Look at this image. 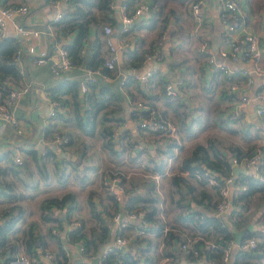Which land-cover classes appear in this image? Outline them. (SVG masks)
<instances>
[{
  "label": "crops",
  "instance_id": "1",
  "mask_svg": "<svg viewBox=\"0 0 264 264\" xmlns=\"http://www.w3.org/2000/svg\"><path fill=\"white\" fill-rule=\"evenodd\" d=\"M106 1L62 0L59 7L64 15L69 9L74 18L75 24L71 26L66 15L60 21H54L58 10L52 0H0L1 5L27 2L30 6L26 14H15L14 18L8 19L4 36H13L25 46L27 40L14 24L19 21L42 29L39 48L50 46L55 40L64 42L72 50V65L59 74L52 69L55 58L40 64L33 54L26 51L22 55L19 64L24 70L23 73L20 70L21 84L31 82L30 89L16 106L23 131L19 132L10 122H0V218H4L6 212L8 215V211L19 213L20 217L7 234L15 247H8L0 264L16 248L26 250L31 264H55L45 251L56 250L55 233L65 237V241L68 239L71 230L68 219L83 217L85 230L101 224V220L92 214L91 200L106 220L113 219L117 211L123 213L127 222L122 230L131 238L129 248L132 252L138 249L134 244H146V240L134 242L137 234H141V239L156 235L155 250L160 256L155 264H159L168 251L175 252L170 255L171 264H231L232 259L227 263L217 262L206 253L194 257L180 246L187 234L201 232L194 224L199 210L203 214H216L219 197L214 185L182 164L197 143H207L209 138H216L218 147L228 154L230 161L235 154L232 145H240L243 149L264 146V115L256 112L258 100L255 97L256 92L264 88V74H254V82L248 85L243 69L250 70L252 60L217 55L222 48L230 46L232 38L255 31L261 36L264 64V0H239L242 23L230 31L223 20L225 8L220 0H205L199 16L192 12L193 0H111L109 4ZM141 2H146L147 7L134 19L129 30L124 31L121 28L125 12L132 13ZM105 24L113 27L111 33L105 32ZM81 25L84 26L82 29ZM109 37L119 46L120 59L111 68L116 69L113 73L102 71L101 63V59L110 55ZM205 37L209 39V45L201 50L200 43ZM136 48V55L142 53L143 56L135 55ZM208 52H214L218 60H226L232 71L227 74L211 68ZM148 70H152L148 81L135 78L134 72ZM90 75L96 76V83L83 91L81 84ZM162 76L168 80L183 77L188 85L178 88L177 94L168 95L161 82ZM234 82L240 85V92L249 97L241 106L242 117L238 121L229 120L225 115L226 108L235 99L231 90ZM13 83V80H7V84ZM75 89L76 94H73L71 90ZM55 97L61 98L63 106L58 107L55 115H49ZM78 98L81 102L79 114L84 122L90 119L87 110L93 102L104 99L97 111L93 131L88 132L78 124ZM136 99L149 102L162 116L174 122L178 135L164 142L156 132L140 127L131 115ZM208 124L209 132L202 137ZM104 125H108L111 147L105 145L106 136L101 132ZM57 129L71 133L69 144L59 145L55 141ZM214 131H219L223 139L212 137L210 134ZM16 154L23 156V166L13 161ZM84 163L86 173L81 176L76 170ZM40 165L46 166L47 174L40 173ZM112 168L123 172L125 191L120 199L105 187L104 179L109 178ZM176 173L186 176L180 185L173 179ZM71 186L79 187L82 192L86 190L87 200H81ZM70 190L76 193L77 207L63 220V227L59 224L50 227L52 220L42 217L43 199L61 196ZM183 194L185 200L179 199ZM259 194L263 196L258 197ZM136 196L142 197L134 208L141 207L144 212L154 210L153 219L129 215L134 209L128 205L129 198ZM187 200L191 207H187ZM70 204L71 200H67L66 206ZM65 209L53 206L52 213L63 215ZM233 209L234 216L241 218L242 214H247L253 217L249 226L258 232L256 236L262 243L259 251L264 253V189L253 194L247 206L244 201L235 202ZM229 211L230 207L219 216L225 217ZM140 223H144V229L149 225V229L139 233ZM159 223L157 230L155 227ZM114 226L116 229V224ZM28 229L34 236L31 247L38 251V256L31 255L26 244ZM114 236L110 242L101 245L96 256L102 255ZM80 245L77 241L69 247L73 258L83 259ZM261 259L264 264V255ZM99 263L106 264L101 257Z\"/></svg>",
  "mask_w": 264,
  "mask_h": 264
},
{
  "label": "built area",
  "instance_id": "2",
  "mask_svg": "<svg viewBox=\"0 0 264 264\" xmlns=\"http://www.w3.org/2000/svg\"><path fill=\"white\" fill-rule=\"evenodd\" d=\"M53 5L57 8V13L54 17V21H59L63 15L64 11L59 7L62 0H52ZM205 0H193L191 3V9L194 15L199 16L202 12V7ZM224 4L223 20L226 22L228 27L227 30H234L239 27L242 23L239 14L241 13V4L239 0H220ZM147 7L146 2H141L132 13L125 12L123 16L122 28L124 31L129 30L134 19L141 14L144 8ZM30 6L27 2H14L8 4H0V38H2L6 33L8 19L14 18L15 14H26L29 12ZM14 24L21 33L22 36L27 40L25 46H20L14 53L12 61L20 64L22 61V55L24 52H29L34 55L35 61L37 63H45L49 59L55 58L52 63V69L55 73L59 74L63 70L69 68L72 65V60L69 52V48L64 42L52 40L50 46L38 47V38L41 34L42 29L33 25H27L25 23L14 21ZM113 27L110 24H105V32L111 33ZM36 38V39H35ZM209 45V39L207 37L203 38L200 43V49L205 50ZM108 46L110 49V55L106 58L105 63L109 68H114L116 63L119 61V46L114 41L108 38ZM222 57H230L232 59H243L245 61L252 60L253 66L249 70L248 68L243 69V76L245 77V83L250 85L254 82V74H264V64L262 63L263 48L261 43V36L255 31H247L241 33L230 41V46L228 48H222L217 54ZM208 61L216 66V69H221L226 73L232 71L229 63L226 60H218L214 52H208ZM23 73L24 70L20 69ZM23 70V71H22ZM152 74V70L145 72H134L136 79L141 81H148ZM96 81V76L90 75L83 80L81 84V89L87 91L89 89V84ZM30 81H25L23 84L13 83L9 85V92L0 101V122H10L13 124L19 132L23 131L21 125V117L18 116L16 111V106L21 98V96L30 89ZM188 83L185 78L180 77L178 79H169L166 83V92L168 94H177L178 88L187 87ZM231 90L234 94V101L226 108L225 115L229 120L238 121L242 117L241 106L243 102L249 100V97L240 92V85L238 83L231 84ZM255 97L258 100L256 106V112L260 115H264V88L259 89ZM59 106H63L62 100L59 97L53 99V107L49 110V115H55ZM131 115L134 119L138 121V125L142 128L148 129L152 132H156L160 135L164 142H167L174 136L178 135V127L170 119L162 116L156 107H154L149 102L143 99H136L134 101V108L131 110ZM54 139L59 145H67L71 141V136L67 131L57 129L54 131ZM13 161L17 163L23 162V156L21 154H16L13 156ZM262 159L259 150L254 154L249 156H244L239 158L237 154H234L231 158L232 167L236 165H243L247 168L252 169L254 172L258 173ZM123 172L118 168H112L109 170V178L105 180V187L115 195L117 199H120L121 195L125 191V183L122 181L121 175ZM206 180L212 184L220 185V199L216 203V214H222L227 208L232 204V185L236 180L237 174L233 171L228 176L225 177V182L222 183L219 178L218 172L213 169L205 170ZM259 174V173H258ZM247 188L246 184L241 186L240 190ZM122 212L117 211L114 214L116 233L113 241L104 248L102 255L100 256L104 260L105 256L114 251L117 247L121 245L130 244L131 238L124 233H122V226L127 222V219H123ZM134 218L144 217L145 212L141 207L134 208L129 214ZM72 216L68 219L67 224L70 229H75L76 227H81L83 225L80 218H75ZM147 223V222H146ZM144 223L138 224V232L144 233L143 228ZM59 231V229L57 230ZM218 238L206 237L203 233H194L187 235L182 241H180V246L184 250L190 253V255L195 257H200V250L198 245L201 243L206 249L222 248L224 254L222 260L224 263L230 261L231 251L234 248H240L243 250H253L258 246V238L256 236H243L242 241L238 242L235 237L226 239L223 235L217 236ZM80 249H84V245L81 240ZM67 246V245H65ZM46 256L51 259L54 263L56 262V252L52 249H46ZM66 254L72 257V250L67 246ZM8 264H31V259L29 254L24 249L17 248L16 250H11L8 255ZM172 257L170 255H163L160 259L159 264H171ZM116 264V263H115ZM118 264V263H117ZM250 264H259L256 260Z\"/></svg>",
  "mask_w": 264,
  "mask_h": 264
},
{
  "label": "trees",
  "instance_id": "3",
  "mask_svg": "<svg viewBox=\"0 0 264 264\" xmlns=\"http://www.w3.org/2000/svg\"><path fill=\"white\" fill-rule=\"evenodd\" d=\"M111 0H107V4H109ZM75 13V12H74ZM67 21L70 23L71 26L75 24V22H72L74 18H72L71 11L69 9L66 12ZM61 18L63 19L64 16ZM60 19V20H61ZM59 20V21H60ZM83 24V23H82ZM84 26L81 25V29ZM74 45V44H73ZM21 46V42L19 39L13 37V36H4L0 38V101L5 98V96L9 92V84H7V80H13L15 83H20L22 81V75L20 72L19 64L12 61V58L14 56V53H16V50L18 47ZM138 48L134 50L135 55L137 53ZM70 48L69 52L71 54ZM71 56V55H70ZM138 58L141 55H136ZM106 59H101L102 63V71L113 73V70L109 68L106 63ZM221 70V69H218ZM223 71V70H221ZM228 74V73H227ZM129 77H132L130 75ZM168 79L165 76H162L161 82L163 85V88L166 91V83ZM96 83V81L91 82L89 86H92ZM73 84V82H72ZM75 86V84H74ZM73 94H76V89L71 90ZM167 93V92H166ZM114 95V94H113ZM169 95V94H168ZM104 99L99 98V102H93L91 108L87 110L89 112L88 116L90 119L88 121H83L82 114H79L80 111V98L77 99V104L79 106L78 108V124L86 131L90 132L93 131L96 125V115L97 111L99 109V106H101V103L103 104ZM92 109L93 112H92ZM68 132V131H67ZM102 134L106 136L105 145L107 147L112 146V141L109 136L108 131V125H104L102 130ZM71 136V133L68 132ZM72 140V138H71ZM71 142V141H70ZM232 151L237 154L239 158L244 156H249L251 154H254L259 150L261 155V165L259 168L258 173L255 172H242L237 174L235 182H233L232 185V205L230 206V211L228 214L225 215V217H221L217 214L213 213H202V211L199 210L198 216L193 217L194 218V224L203 234L206 235V237H215L223 235L226 239H230L232 237H235V229L243 230L246 229L252 220L251 215H241V218L238 216H234V209L233 204L236 202L244 201L245 205H248V201L250 200L251 196L259 191H262L264 189V146L261 148H250V149H243L240 145L237 146H231ZM10 156V154H9ZM8 156V157H9ZM19 166H23V163L20 165V163H17ZM25 164V162H24ZM41 166V172L46 169V166ZM182 166L184 168L189 169L191 172L199 173L203 178L206 179L205 170L213 169L216 172H218V176L220 178V181L224 183L225 177L230 175L232 173V165L230 161V157L224 150L218 147L216 138H209L207 143H197L195 147L193 148V151L190 155L186 156L183 159ZM47 174V173H43ZM64 176V175H63ZM62 176V177H63ZM61 178V177H60ZM173 179L178 185L186 179V176L182 174H174ZM243 184L247 185V188L240 190L241 186ZM218 192L220 191V185L215 184L214 185ZM262 194H259L258 197H262ZM142 196H136L134 198H129L128 205L130 208H134L135 204L141 199ZM185 196L183 194L182 197L179 199L185 200ZM220 199V192L219 197L217 198L216 203ZM71 200V204L66 206V201ZM91 203V209L93 216L97 217L99 220H101V224L99 227L93 226L89 230H85V225L83 224L81 227H76L75 229H71L68 232V239L65 241V237H62L61 234H56L54 237L56 238V262L55 264H93V258L99 253L101 245H103L106 242H110L113 235H115V221L113 219L106 220V218L102 217L101 212L97 211V206L95 202L92 200ZM186 201H184V204ZM187 207H191L192 204L189 200H187ZM58 206L60 208L65 207V211L62 214L52 213V207ZM77 207V200H76V193L74 191H68L65 194L58 196V195H51L47 196L42 201V208L44 209L42 211V217L48 220H52V225L59 224V226H64L63 220H66V218L69 217L70 213L74 210V208ZM154 210H148L145 211V217H148V219H153V212ZM4 218H0V258L4 257V254L6 250L9 248L13 249L15 247V243L9 242L8 232L12 231L16 225V222L18 221L20 214L19 213H12L11 211H8L5 213ZM11 214V215H10ZM63 216V217H62ZM109 216V215H108ZM83 221V220H82ZM84 222V221H83ZM149 225H145V231ZM160 227V223L157 224V227L155 229L158 230ZM149 229V228H148ZM28 237L26 239V244L28 246L29 252L31 255L38 256V251L35 249H32L34 246V236L32 234L31 229H28ZM199 232V233H201ZM122 233H124V230H122ZM196 233V232H194ZM191 233V234H194ZM198 233V232H197ZM125 234V233H124ZM258 232L251 230L246 232L244 236H256ZM189 235V234H187ZM186 235V236H187ZM185 236V237H186ZM184 237V238H185ZM257 237V236H256ZM258 238V237H257ZM155 239L156 235L154 236H146L141 239V234H137V236L134 237V242L138 243L139 241L146 240L145 245L141 244H134L136 246L137 252L133 253L131 249H124L122 247H117L114 251L109 252L103 262L106 264H155L156 260L160 256L158 252L155 250ZM81 240L84 249L82 250V257L83 259H77V257L73 258L66 254V248L71 247L77 242ZM183 240V239H182ZM181 240V241H182ZM67 245V246H65ZM262 243L258 240V246L253 250H243L240 248H234L231 251L230 258L232 259L231 264H248L251 260H257L259 264H262V256L264 255L263 252L259 251V248L261 247ZM32 246V247H31ZM200 250V255L202 256L203 253H206L208 258H213L217 262H222V256L224 254V250L220 247L215 249H206L201 245V243L198 245ZM175 252L168 251L167 255H171ZM195 257V256H194ZM255 258V259H254ZM34 261V260H33ZM2 264H8V258H4V260H1ZM37 264H46L44 262H39Z\"/></svg>",
  "mask_w": 264,
  "mask_h": 264
},
{
  "label": "rangeland",
  "instance_id": "4",
  "mask_svg": "<svg viewBox=\"0 0 264 264\" xmlns=\"http://www.w3.org/2000/svg\"><path fill=\"white\" fill-rule=\"evenodd\" d=\"M211 66V68H215L216 69V66L215 65H213V64H210ZM209 127H210V125L208 124L207 125V127H206V132L205 133H201V135H202V137H204V135H207L208 134V129H209ZM213 130V129H212ZM63 131H66V130H63ZM211 133V132H210ZM212 137H218V138H220V139H223L221 136H220V134H219V131H214V132H212V134H210ZM77 137H78V135H77ZM190 140H191V142H194V139L193 138H190ZM199 141H201V140H199ZM225 143H227L226 141H224ZM76 143H77V140H76ZM180 150V149H179ZM43 166V165H42ZM84 166H85V163H84V165L83 166H81V167H78L77 168V172L79 173V175H83V174H85L86 172V170H85V168H84ZM40 173L43 175V173H46V171L44 170L43 171V173L40 171ZM106 177V176H105ZM105 180L106 179H104V182H105ZM209 184V183H208ZM70 188H74L75 190H77V192H78V196L80 197V199L81 200H85L87 197V194H88V192L85 190V192H82V190L79 188V187H77V186H71ZM73 189V190H74ZM92 190H90V192H91ZM177 191V190H176ZM176 194L178 195V191L176 192ZM62 195V194H61ZM87 200V199H86ZM89 202V201H88ZM75 218H78V217H75ZM83 219V217H80V220H82ZM113 220L115 221V217H114V215H113ZM83 222V221H82ZM94 225H91L90 226V228L91 227H93ZM17 249V248H16ZM8 255V254H7ZM6 255V256H7ZM255 259V258H254ZM254 261H256V260H251L248 264H250V263H252V262H254Z\"/></svg>",
  "mask_w": 264,
  "mask_h": 264
},
{
  "label": "water",
  "instance_id": "5",
  "mask_svg": "<svg viewBox=\"0 0 264 264\" xmlns=\"http://www.w3.org/2000/svg\"><path fill=\"white\" fill-rule=\"evenodd\" d=\"M233 171L236 174H239L241 172L249 173L250 172V169L247 168V167H245V166H243V165H236V166L233 167ZM251 226H248L246 229H243V230H238V229H235L234 230L235 236H236V239L238 240V242H241L242 241V238H243L244 234H246V232L252 230V227ZM120 247H122V248H124L126 250L130 249L129 248V244L121 245ZM133 252H135V250ZM99 261H100V256H95L93 258V264H100Z\"/></svg>",
  "mask_w": 264,
  "mask_h": 264
}]
</instances>
